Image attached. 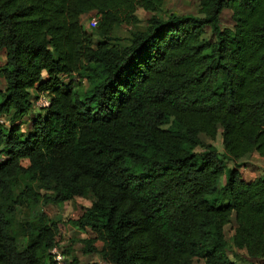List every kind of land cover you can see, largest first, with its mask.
Instances as JSON below:
<instances>
[{
    "label": "trees",
    "instance_id": "trees-1",
    "mask_svg": "<svg viewBox=\"0 0 264 264\" xmlns=\"http://www.w3.org/2000/svg\"><path fill=\"white\" fill-rule=\"evenodd\" d=\"M166 2L0 0V264H55L60 222L42 209L77 198L91 204L67 222L104 263L264 264V175L239 163L264 158V0ZM242 249L251 261L229 254Z\"/></svg>",
    "mask_w": 264,
    "mask_h": 264
},
{
    "label": "rangeland",
    "instance_id": "rangeland-1",
    "mask_svg": "<svg viewBox=\"0 0 264 264\" xmlns=\"http://www.w3.org/2000/svg\"><path fill=\"white\" fill-rule=\"evenodd\" d=\"M166 8L170 9L172 11H176L179 13H196L198 9V0H167L166 2ZM230 10H225L222 17V25L223 26H232L233 21L230 18ZM138 17L141 19L140 23L138 24L139 27H144L147 25L148 19L151 17L152 12L146 11L142 8H140L137 11ZM90 14H85L82 16V22L84 24V27L86 30L90 32H95L97 30V27H94L90 25ZM132 26L128 24H123L117 26L115 29V35L120 37V39H126L129 36V33L132 31ZM206 38L212 39V34L209 31L206 34ZM7 61L6 53L3 50L0 53V67ZM78 81V80H77ZM79 82V81H78ZM6 84L5 78L0 75V89L4 88ZM86 83L79 84L77 87L83 88L86 87ZM35 89L33 91V97H35ZM48 94V93H43ZM35 99L33 98V101ZM10 116H6L3 119V122L8 123ZM23 120V121H22ZM22 120H20V123L22 121V127L26 131L32 130V123H33V117L30 115L25 116ZM222 129L219 128V133L217 135L216 140L214 141V144L216 145L217 149L221 154L225 152L224 146H223V140L221 136ZM240 163V170L246 179H253L258 176L264 175V158L261 157L257 153H251L239 160ZM23 165H28L27 160H23ZM233 164L229 163V169L232 168ZM227 176H224L222 180L220 181V184L223 185L226 183ZM83 203L86 205H90L91 202L88 198H77L75 200L68 201L64 203L63 205H47L43 207V211L46 212L49 217L59 220L60 222V246L65 249L70 250V253H65L68 257V261L70 262L73 258H77L80 262V264H103L102 259L99 255H88L83 253V246L84 243L82 242L83 238H86L88 236V233L78 230L74 228L71 224L67 222V219L74 215L76 212L77 203ZM24 211H26L24 209ZM26 213L23 212L22 215L24 216ZM234 217V216H233ZM233 223H230L227 225L225 234L228 238L231 237L233 234ZM20 246L21 248H24L26 246V241L23 236H19ZM98 246H101L102 243L98 242ZM229 254L232 257H236L237 259L247 262L241 254L235 255L232 251L229 252ZM259 263V262H258ZM194 264H200V262L195 261Z\"/></svg>",
    "mask_w": 264,
    "mask_h": 264
},
{
    "label": "built area",
    "instance_id": "built-area-1",
    "mask_svg": "<svg viewBox=\"0 0 264 264\" xmlns=\"http://www.w3.org/2000/svg\"><path fill=\"white\" fill-rule=\"evenodd\" d=\"M90 25L94 27H98L100 23V16L97 14H90ZM50 105V98L47 94H40L35 100H34V106L35 108H43L48 107ZM3 121V119H2ZM50 252L53 255L55 264H69L68 257L66 256L63 248L59 245H55L51 248Z\"/></svg>",
    "mask_w": 264,
    "mask_h": 264
},
{
    "label": "crops",
    "instance_id": "crops-1",
    "mask_svg": "<svg viewBox=\"0 0 264 264\" xmlns=\"http://www.w3.org/2000/svg\"><path fill=\"white\" fill-rule=\"evenodd\" d=\"M5 51V50H4ZM5 53H6V51H5ZM34 90H32V92H33ZM233 226V225H232ZM226 227H227V225L225 226V230H226ZM233 234H234V228H233ZM232 234V235H233ZM231 235V236H232ZM237 254L239 255V254H241L245 259H247L246 261H251V259L248 257V255H247V251L245 250V249H242V250H238L237 251ZM103 262V261H102ZM255 262V261H254ZM256 264H260V263H258L257 261L255 262ZM103 264H111V263H104L103 262Z\"/></svg>",
    "mask_w": 264,
    "mask_h": 264
}]
</instances>
